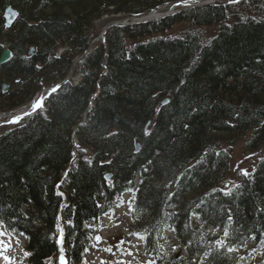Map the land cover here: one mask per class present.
Returning <instances> with one entry per match:
<instances>
[{
  "label": "trees",
  "instance_id": "1",
  "mask_svg": "<svg viewBox=\"0 0 264 264\" xmlns=\"http://www.w3.org/2000/svg\"><path fill=\"white\" fill-rule=\"evenodd\" d=\"M174 1L180 0H0V52L3 41L13 52L0 67V110L27 102L45 81L64 78L72 59L92 45L95 20L147 14ZM8 5L19 16L7 28ZM207 26H217L212 37ZM59 43L69 52L55 57ZM28 46L37 49L31 57ZM79 69L80 83L64 86L46 113L0 137V224L27 237L29 264H48L57 255L63 198L56 184L73 160L74 133L94 157L80 150L65 181L70 264H83L97 232L90 224L99 225L137 176L132 233L142 238L148 260L264 264V158L231 190L219 188L230 170L233 137L251 130L248 149L264 144V0L215 2L114 26Z\"/></svg>",
  "mask_w": 264,
  "mask_h": 264
},
{
  "label": "rangeland",
  "instance_id": "2",
  "mask_svg": "<svg viewBox=\"0 0 264 264\" xmlns=\"http://www.w3.org/2000/svg\"><path fill=\"white\" fill-rule=\"evenodd\" d=\"M199 1L201 0H195V1L181 0V1L168 2L163 5H160L158 8H156V10H152L148 12L147 14L143 15V17L147 16L149 13L153 11H157L158 13L161 14V16L162 15L168 16L177 11H181L182 9L187 10L192 7H195L197 5L194 4L199 3ZM203 1H210V2L214 1V3L221 2L222 4L232 6V5L241 4L242 2L248 0H203ZM191 2L193 3V5L189 4ZM143 17L137 18L135 20L144 21ZM158 19L161 18L159 17L156 20ZM231 19H232V14L230 15V20ZM151 20H155V19H151ZM113 21H118L120 22V24H125L130 22V20H128L126 17H124L121 14L106 15L103 18L95 21L96 37L94 38L95 42L93 44V48L100 45V43L103 44L105 43L104 38H101L104 37L103 31L106 29V26ZM192 29L193 32H195L196 28L194 26H192ZM203 31L206 33L208 37H212L217 32V26L203 27ZM181 32L182 31L180 30L170 31L171 34L181 33ZM93 50L94 49H92V51ZM75 58L80 59V55L76 56ZM77 62L73 61L71 63L68 73H66L65 77L60 80L68 78V82H71L72 85H76L78 83V80L80 78L79 76L80 69ZM43 92L44 90L37 95L38 97H40V100L46 98L47 95L49 94V93L43 94ZM47 99H44L40 102L42 103L40 105V108L43 110L45 109L44 103L46 102ZM30 103L28 102V104ZM88 118L89 117L86 114H84L83 122L84 121L88 122ZM26 119L27 118L15 119L13 120V122L12 120L0 121V135L15 126L23 124L26 121ZM251 136H252V131L250 130L238 134L237 137H233L236 142H233L234 144L232 143L233 145L231 147L232 158H231L230 170L226 175L225 179L223 180V182L219 185V188L221 190H223V188L229 190L232 186H234L236 183L240 181L242 175L251 173L255 169L258 160L262 156H264V144L255 151H251L248 149L247 143L250 140ZM230 138L232 139V137L227 136L226 140ZM78 148L79 145L76 142V149H75L76 158H78V152H77ZM86 155L89 159H92L93 153L87 149ZM138 181L139 179L137 176L136 182ZM60 191H62V189H60ZM129 198L131 197L128 193L127 195H124V198H122L121 203H119V205L114 209V211L109 215L107 214L104 218L100 220L101 227L98 233L99 240L98 241L95 240L94 243L92 244V247H90L88 252H86L85 261L83 264H147L146 263L147 259L143 255H141V247H139L140 242L137 240V238L132 237L131 234L132 226L134 222H132L133 220L130 216V208L126 202L129 200ZM62 215H60L58 218L57 223L59 224L57 225V228L59 227L63 229L64 226V230H65V222ZM167 234L172 238L173 236L172 232H168ZM10 238L12 241L14 240L12 235H10ZM16 240L21 241L20 243H23V250L21 251H22V257H25L26 255L25 238L21 237L20 239H16ZM249 246H252V243H250ZM181 254H183V251H181ZM66 256H67L66 248L60 246L58 262L56 259L53 262L52 261L48 262V264H68V259ZM255 259L258 261L260 257L256 256Z\"/></svg>",
  "mask_w": 264,
  "mask_h": 264
},
{
  "label": "bare ground",
  "instance_id": "3",
  "mask_svg": "<svg viewBox=\"0 0 264 264\" xmlns=\"http://www.w3.org/2000/svg\"><path fill=\"white\" fill-rule=\"evenodd\" d=\"M208 3L212 4V3H214V1H211L210 2V1H203V0H201V1H199V3L194 4V5L203 6V5H208ZM189 4L190 5H193L192 2L189 3ZM12 8L14 10H16L17 17H18L19 16V11L16 8H14L13 6H12ZM154 10H156V9H154ZM181 11H183V9ZM178 12H180V11H177V12H175L173 14H176ZM173 14H171V15H173ZM168 16H170V15H168ZM17 17H16V19H17ZM142 17H139V18H142ZM159 17L162 19V18H165L167 16L166 15H162L161 16V14L158 13L157 11H153V12L149 13L147 16H144L143 17V20L145 21V20H148L149 19L148 21H154V20H151V19H155L156 20ZM13 23H12V25H13ZM132 23L133 24H139V23H144V22L142 20H135L134 19V21H132ZM108 30H109V28H106L105 29L106 32H103L104 37H101V38H104V42L106 41V33H107ZM94 42L95 41L93 40L92 45H91V48H90V51L87 54H89L90 52H92V49H94L93 48ZM50 92H51L50 89H45L44 92H43V94L50 93ZM93 100H94V97H93V99L90 102L89 109L92 107V104L94 103ZM169 100L170 99L166 98L162 103L165 104ZM39 101H40V97L37 96L36 99H35V101H34V103H32L31 106L37 104ZM30 109H31L30 107L21 108V109L13 112L11 114L0 116V120L2 121L3 119H8V120H12V122H13V120H15V119L22 118V117H25V116L29 115L30 112H31ZM9 237H10L9 235L4 234L2 240L0 241V258H5L9 262V264H20L21 263V253H20L21 246H17L16 245V243L18 244V241L16 243H13L12 241H10Z\"/></svg>",
  "mask_w": 264,
  "mask_h": 264
},
{
  "label": "water",
  "instance_id": "4",
  "mask_svg": "<svg viewBox=\"0 0 264 264\" xmlns=\"http://www.w3.org/2000/svg\"><path fill=\"white\" fill-rule=\"evenodd\" d=\"M3 17L5 19V23H4L5 27L7 28L11 27L12 23L15 21L17 17V12L11 6H8L4 10ZM5 46H7V43H5ZM11 58H12L11 51L8 48H4L0 54V67L4 65L5 63H7L8 61H10ZM1 83H2L4 90H7L9 86L3 81ZM139 148H140V144H137V149ZM112 177L113 175L108 171L106 172L104 176L106 180H111Z\"/></svg>",
  "mask_w": 264,
  "mask_h": 264
},
{
  "label": "flooded vegetation",
  "instance_id": "5",
  "mask_svg": "<svg viewBox=\"0 0 264 264\" xmlns=\"http://www.w3.org/2000/svg\"><path fill=\"white\" fill-rule=\"evenodd\" d=\"M55 48H56V47H55ZM55 48H54V49H55Z\"/></svg>",
  "mask_w": 264,
  "mask_h": 264
}]
</instances>
